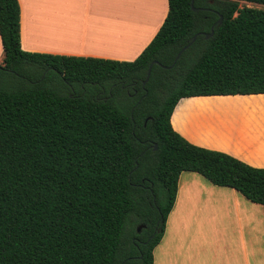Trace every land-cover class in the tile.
Returning a JSON list of instances; mask_svg holds the SVG:
<instances>
[{
    "label": "trees",
    "instance_id": "1",
    "mask_svg": "<svg viewBox=\"0 0 264 264\" xmlns=\"http://www.w3.org/2000/svg\"><path fill=\"white\" fill-rule=\"evenodd\" d=\"M167 2L119 62L23 51L0 0V264H153L183 172L264 207V168L171 125L182 99L264 94V9L241 6L264 0Z\"/></svg>",
    "mask_w": 264,
    "mask_h": 264
},
{
    "label": "crops",
    "instance_id": "2",
    "mask_svg": "<svg viewBox=\"0 0 264 264\" xmlns=\"http://www.w3.org/2000/svg\"><path fill=\"white\" fill-rule=\"evenodd\" d=\"M125 1L131 2L129 6L137 11L144 10L142 1ZM18 2L23 51L119 62H132L142 53L168 12L167 0L150 1L149 13L143 17L126 11L108 15L106 2L82 3L78 13L67 0ZM92 7L99 12L90 15ZM3 57L0 39V64ZM259 103H264V94L185 98L175 107L171 125L192 145L225 153L261 169L264 107L254 106ZM185 173L179 177L175 204L164 236L154 249L153 264H185L184 257H179L184 242L175 246L167 240L168 234L179 232L176 226L187 221L196 222L199 229L206 228L203 218L206 210L210 211L212 233L222 240L217 242L216 256L212 254L206 264H264V207L249 202L233 189L214 186L196 173ZM219 248L224 250L219 252Z\"/></svg>",
    "mask_w": 264,
    "mask_h": 264
},
{
    "label": "rangeland",
    "instance_id": "3",
    "mask_svg": "<svg viewBox=\"0 0 264 264\" xmlns=\"http://www.w3.org/2000/svg\"><path fill=\"white\" fill-rule=\"evenodd\" d=\"M70 5H75V12L81 11L82 10V3H87V2H106L107 6L106 7V12L109 15L112 12H116L118 14L125 13L126 11L129 15L133 14V16H147L149 13V8L151 6V3L149 5V2L152 0H138L139 2L142 1L141 5H143L144 10L140 9V11H137L136 9L132 8L131 2L128 4L127 1L125 0H67ZM73 1V2H71ZM125 3V4H124ZM146 3V4H145ZM159 5L157 4V9L159 10ZM246 5L247 7H254V8H259V9H264V6H258V5H250V4H244L241 3V6ZM104 10V7L102 8ZM96 12H99V9L96 7H92L90 9V15L95 14ZM78 13V12H77ZM77 17H80V14ZM89 15V16H90ZM255 107H264V103H259L257 105H254ZM189 174L186 172L183 175ZM183 181V180H182ZM190 218H193V216H189ZM203 218L205 219V225L207 226L206 228L199 229L196 222L191 221V222H181L176 226V229L179 232H174L168 234L167 240L175 244V246H179L180 241L184 242V246L182 251V254L179 255V257L183 256L184 257V263L185 264H206L205 262L209 257L214 254L216 256V252L218 248L216 247L217 242L219 241L222 242L221 239L217 238L214 236V234L211 231L210 227V211L206 210L203 213ZM189 227V228H186ZM186 228L184 231L183 229ZM172 230V229H171ZM224 249L219 248V252ZM220 255V254H219ZM220 258V257H219ZM221 260L223 258L221 257ZM223 263V261H222Z\"/></svg>",
    "mask_w": 264,
    "mask_h": 264
},
{
    "label": "water",
    "instance_id": "4",
    "mask_svg": "<svg viewBox=\"0 0 264 264\" xmlns=\"http://www.w3.org/2000/svg\"><path fill=\"white\" fill-rule=\"evenodd\" d=\"M192 9L195 11L194 8H192ZM221 23H222V18L219 19V21L217 22V25H220ZM201 35L204 36L205 39H209V38H211V37L213 36V29H211V32H210L209 34H197V35H195V36L192 38V41H191V43H190L188 46H190V45L196 40V38H197L198 36H201ZM188 46L185 47V48L181 51V53H182L183 51H185V50L188 48ZM181 53H180V54H181ZM180 54L177 56V59L179 58ZM150 70H151V67L149 68L148 75H147V79H148V77H149V75H150ZM138 232H140V228H138Z\"/></svg>",
    "mask_w": 264,
    "mask_h": 264
}]
</instances>
